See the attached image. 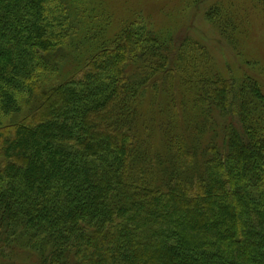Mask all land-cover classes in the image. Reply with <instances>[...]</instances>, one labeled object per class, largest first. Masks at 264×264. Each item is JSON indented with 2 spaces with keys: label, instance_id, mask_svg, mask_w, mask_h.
<instances>
[{
  "label": "trees",
  "instance_id": "obj_1",
  "mask_svg": "<svg viewBox=\"0 0 264 264\" xmlns=\"http://www.w3.org/2000/svg\"><path fill=\"white\" fill-rule=\"evenodd\" d=\"M81 3L0 0V264H264L262 86Z\"/></svg>",
  "mask_w": 264,
  "mask_h": 264
},
{
  "label": "rangeland",
  "instance_id": "obj_2",
  "mask_svg": "<svg viewBox=\"0 0 264 264\" xmlns=\"http://www.w3.org/2000/svg\"><path fill=\"white\" fill-rule=\"evenodd\" d=\"M111 14L113 33L140 15L155 32L199 43L213 60L222 77H251L264 89V14L250 0H94ZM87 0H82L84 6ZM237 14L240 45L234 50L209 21L211 9ZM78 13V14H77ZM79 17L80 10H75ZM236 16V15H235ZM236 16V17H237ZM151 96V95H150ZM152 97V96H151ZM147 106H145L146 110ZM9 120V119H8Z\"/></svg>",
  "mask_w": 264,
  "mask_h": 264
}]
</instances>
